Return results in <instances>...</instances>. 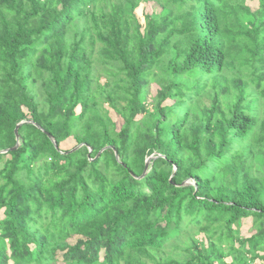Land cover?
I'll list each match as a JSON object with an SVG mask.
<instances>
[{"label":"trees","instance_id":"obj_1","mask_svg":"<svg viewBox=\"0 0 264 264\" xmlns=\"http://www.w3.org/2000/svg\"><path fill=\"white\" fill-rule=\"evenodd\" d=\"M252 1L0 0V264H264Z\"/></svg>","mask_w":264,"mask_h":264},{"label":"rangeland","instance_id":"obj_2","mask_svg":"<svg viewBox=\"0 0 264 264\" xmlns=\"http://www.w3.org/2000/svg\"><path fill=\"white\" fill-rule=\"evenodd\" d=\"M249 5L251 6V8L253 9H257V6H258V3L256 2V0L252 1L251 3H249ZM160 11V8L156 5V4H153V3H147V4H142L139 9L136 11V14L138 16V18L140 19V22L142 24L145 23L144 21V17L147 15V14H152V13H155V12H159ZM155 91H156V88L155 87H152L151 88V95H155ZM112 117L113 119L118 122V127H120V125L122 124L121 121H119V119H117L114 115V113L112 112ZM76 146V142L73 140V139H69L67 140L66 142H64L62 144V149L63 150H70L72 148H74ZM188 184H193L192 182H187ZM253 223H252V219H245L243 221V224H242V227H241V230H240V234L241 236H244V237H249L251 236L253 233H254V230H253ZM74 241V240H73ZM228 262H230V259H227ZM253 264H261L260 261H256L255 263Z\"/></svg>","mask_w":264,"mask_h":264},{"label":"water","instance_id":"obj_3","mask_svg":"<svg viewBox=\"0 0 264 264\" xmlns=\"http://www.w3.org/2000/svg\"><path fill=\"white\" fill-rule=\"evenodd\" d=\"M29 123H33V122H29ZM23 123L19 124L16 129H15V135H16V139H17V144L16 146L12 149V150H4V151H0V155H3V154H7L9 151H15L18 149L19 147V144H20V137H19V134H18V130L20 128V126L22 125ZM49 138L52 140V142L55 144V141L53 140V138L49 135ZM81 147H83V145L77 147L75 150L73 151H76L78 149H80ZM107 148H105L104 150H102L98 155H97V159L100 158L101 154L103 153V151H105ZM91 152V150H90ZM116 156H117V159H119L117 153H116ZM154 157H150L147 161H146V164H145V169H144V172L142 174V176L140 177V179L144 178L148 172H149V167H150V163H151V160L153 159ZM183 185H189L187 182H185Z\"/></svg>","mask_w":264,"mask_h":264}]
</instances>
